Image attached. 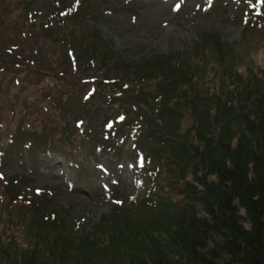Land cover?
<instances>
[{
  "label": "trees",
  "instance_id": "obj_1",
  "mask_svg": "<svg viewBox=\"0 0 264 264\" xmlns=\"http://www.w3.org/2000/svg\"><path fill=\"white\" fill-rule=\"evenodd\" d=\"M34 1H16L29 31L16 23L21 42L0 44V73L20 94L28 67L58 88L17 110L0 102V264H264V0H228L236 43L206 32L180 53L138 62L89 24L93 0H51L43 10ZM56 48L93 75L66 81L47 57ZM94 102L118 109L100 114ZM95 153L113 161L90 172L84 160ZM57 158L77 185L102 178L109 209L90 224L68 221L52 189L30 187ZM14 166L20 172L8 175Z\"/></svg>",
  "mask_w": 264,
  "mask_h": 264
},
{
  "label": "rangeland",
  "instance_id": "obj_2",
  "mask_svg": "<svg viewBox=\"0 0 264 264\" xmlns=\"http://www.w3.org/2000/svg\"><path fill=\"white\" fill-rule=\"evenodd\" d=\"M16 1L0 0V22L3 21L0 25V44L14 45L18 43V40L19 43L21 42L20 38L17 40L15 36L18 31V28H14L16 23L23 27L21 31H29L28 27H24L21 23V5ZM50 2L51 0H35L34 7L43 10ZM228 2V0H93L90 5V16L93 19L89 24L115 53L129 61L138 62L151 56L180 53L185 47H191L198 42L201 34L206 32H216L220 41L226 44L238 42L240 28H237L230 14ZM7 22L10 23V26L7 25ZM19 46L22 50L23 45ZM25 46L26 50L22 53L27 56L30 53V47ZM29 56L36 66V58L33 54ZM47 57L50 59V63L57 66L56 68L66 71V81L72 80V74H78L83 79L93 75L85 68L74 70L68 66L66 53L60 48H56V53H51ZM0 59L4 60L5 58L2 56ZM25 72L21 73L17 80L20 86L26 88L22 94L15 92L17 84L9 81L8 76L0 73V102L5 96L2 105L6 100H9L8 106L14 107L18 104L16 106H19V109L25 106V102L29 105H36L39 93L58 88L47 71L42 70L41 75H37L31 73L30 67H28ZM92 84L86 85L87 89H90ZM94 86L101 95L110 96L115 93L114 89L108 86L97 84ZM15 98L19 99L17 103ZM94 103L100 108V114L109 116L118 109L116 103L108 104V109L104 107L105 104ZM39 106L42 109L44 104L40 103ZM15 109L17 110L18 107ZM33 111L34 108H30L29 112L33 113ZM79 118L82 116L79 115ZM8 119L9 115L2 116L3 121ZM86 121L89 124L88 120ZM56 122L59 125L63 124L58 118ZM34 125L37 126L36 122ZM103 158L104 156H98L95 153L93 156L88 155L84 162L92 172L94 165ZM105 159L113 161V158L109 156L103 160ZM67 165L69 163L64 166L59 158L53 160L47 169L36 173L33 181H30V187L41 188L44 186L52 189L49 192L55 205L68 212V221L75 223L85 220L90 224L109 209L108 205L101 203L99 199L105 194L103 188L98 185L102 182V178L89 176L87 184L77 185L72 180L71 171ZM5 171L12 176L20 172V169L14 166ZM119 173L122 178L129 180L126 166H123ZM126 187L128 189L125 190L124 195L118 192V199L124 200L125 194H129L127 192L130 189L129 184H126Z\"/></svg>",
  "mask_w": 264,
  "mask_h": 264
}]
</instances>
